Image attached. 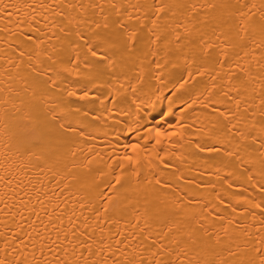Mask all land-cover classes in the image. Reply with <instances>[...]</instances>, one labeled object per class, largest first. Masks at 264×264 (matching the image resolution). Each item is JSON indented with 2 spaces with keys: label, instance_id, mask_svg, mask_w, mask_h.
Returning a JSON list of instances; mask_svg holds the SVG:
<instances>
[{
  "label": "bare ground",
  "instance_id": "obj_1",
  "mask_svg": "<svg viewBox=\"0 0 264 264\" xmlns=\"http://www.w3.org/2000/svg\"><path fill=\"white\" fill-rule=\"evenodd\" d=\"M0 264H264V0H0Z\"/></svg>",
  "mask_w": 264,
  "mask_h": 264
},
{
  "label": "snow or ice",
  "instance_id": "obj_2",
  "mask_svg": "<svg viewBox=\"0 0 264 264\" xmlns=\"http://www.w3.org/2000/svg\"><path fill=\"white\" fill-rule=\"evenodd\" d=\"M157 135L159 136L160 134H159V133H157Z\"/></svg>",
  "mask_w": 264,
  "mask_h": 264
}]
</instances>
